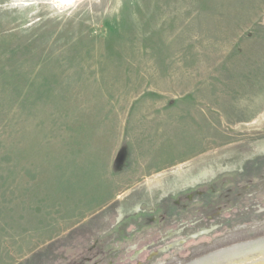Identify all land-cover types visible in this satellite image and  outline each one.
<instances>
[{
  "label": "rangeland",
  "instance_id": "obj_1",
  "mask_svg": "<svg viewBox=\"0 0 264 264\" xmlns=\"http://www.w3.org/2000/svg\"><path fill=\"white\" fill-rule=\"evenodd\" d=\"M263 258L264 0H0V264Z\"/></svg>",
  "mask_w": 264,
  "mask_h": 264
},
{
  "label": "bare ground",
  "instance_id": "obj_2",
  "mask_svg": "<svg viewBox=\"0 0 264 264\" xmlns=\"http://www.w3.org/2000/svg\"><path fill=\"white\" fill-rule=\"evenodd\" d=\"M63 4H66V1H69V2H73V1H77V0H60ZM227 234V233H226ZM199 258V257H198ZM250 264H264V258L259 260V261H255V263H250Z\"/></svg>",
  "mask_w": 264,
  "mask_h": 264
}]
</instances>
